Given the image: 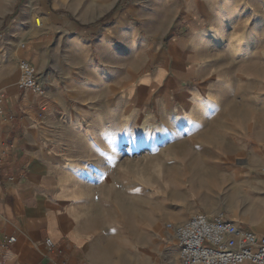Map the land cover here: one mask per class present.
<instances>
[{"label":"crops","instance_id":"obj_1","mask_svg":"<svg viewBox=\"0 0 264 264\" xmlns=\"http://www.w3.org/2000/svg\"><path fill=\"white\" fill-rule=\"evenodd\" d=\"M159 1L173 11L145 22L146 37L121 19L112 40L119 47L111 52L91 53L88 44L71 40L64 48L66 57L59 60L57 54L45 58L41 47L37 55L50 72L47 78L40 74L44 95L20 90L18 62L27 56L0 41V110L15 117L14 122L0 119V245L5 238L17 239L7 250L0 248V264H91L89 232L72 221L58 190V167L70 165L62 156L67 143L51 129L59 122L57 109L70 103L91 111L83 117L89 127L79 144L87 154L77 160L74 150L66 149L78 170H102L101 153L107 150L117 158L123 147L135 153L139 144L158 140L180 149L195 142L201 158L193 168L210 166L211 176L203 182L216 191L205 197L209 208H203L204 214L222 212L264 237V136L251 135L249 125L236 117L217 114L228 104L214 95L222 91L217 83L188 88L193 74L207 77L211 72L207 49L225 43L230 28L250 22V2L260 8L257 28L264 26V0ZM186 23L187 33L181 34ZM169 34L174 44L164 54L155 56L145 47ZM238 41L245 42L242 37ZM122 107L130 108V114L121 115ZM206 153L213 158L207 160ZM47 239L62 252L50 250Z\"/></svg>","mask_w":264,"mask_h":264},{"label":"rangeland","instance_id":"obj_2","mask_svg":"<svg viewBox=\"0 0 264 264\" xmlns=\"http://www.w3.org/2000/svg\"><path fill=\"white\" fill-rule=\"evenodd\" d=\"M174 1L177 5L189 2ZM160 3L159 0H0V41L6 48L24 52L27 56L24 59L35 64L39 73L46 77L49 68L47 71L37 55L41 47L45 58H54L57 54L62 60L66 57V43L78 40V46L88 44L91 53L103 55L119 47L112 40L116 35L113 27L121 19L126 18L141 31V36L146 37L143 34L145 22L155 21L174 9L170 4ZM250 4L253 5L250 22L243 27L230 28L225 43L207 49L209 59L206 62L211 72L207 77L193 74L188 88L217 83L222 91L214 95L223 97L228 103L217 114L236 117L249 125L251 135L264 136V42L258 43V38L264 40V26L257 28L260 8ZM186 29L187 23L181 34H186ZM240 37L244 43L238 41ZM22 44H26L25 50ZM173 44V36L169 34L145 47L154 50L157 56L167 52ZM158 62L155 59V64ZM214 68L216 70H212ZM155 92L153 88L151 93ZM57 110L59 122L51 130L57 133L58 141L67 143L62 156L70 165L67 168L62 163L58 167L59 196L68 215H72V221L82 231L89 232L91 264H180L172 228L192 215L206 213L203 208H209V204L204 202L205 197L211 193L216 196L215 189L203 182L205 176L207 179L211 176L210 166L201 165L203 171L193 168L194 161L201 158V150L196 148L195 142L190 141L185 145L187 148L180 149L169 147L171 144L167 145L166 139L158 140L151 146L139 144L135 153L123 147L117 158L111 156L113 150H107L101 153L105 158L102 170H78L66 149L74 150L73 157L77 160L87 154L79 144L89 127L83 117H88L91 111L73 103ZM133 110L141 114L140 110ZM129 111L130 108L122 107L120 113L129 115ZM205 158L213 157L206 153ZM112 164L115 166L109 168ZM136 196L152 205V212L146 217L152 215L150 218H154L150 225L143 221L138 223L137 228H146L142 232L145 237L142 243L128 242L117 229L120 222L113 220L117 217H110L108 209L111 201L133 200Z\"/></svg>","mask_w":264,"mask_h":264},{"label":"built area","instance_id":"obj_3","mask_svg":"<svg viewBox=\"0 0 264 264\" xmlns=\"http://www.w3.org/2000/svg\"><path fill=\"white\" fill-rule=\"evenodd\" d=\"M21 48L25 50L26 44ZM18 69L20 90L44 95L45 85L37 66L23 58L18 62ZM0 119L15 121L13 115H5L3 110H0ZM172 235L180 264H264V237L238 226L222 212L213 216L192 215L186 222L174 226ZM16 242L15 237L5 238L0 248L7 250ZM46 245L50 250L62 252L52 239H47Z\"/></svg>","mask_w":264,"mask_h":264},{"label":"bare ground","instance_id":"obj_4","mask_svg":"<svg viewBox=\"0 0 264 264\" xmlns=\"http://www.w3.org/2000/svg\"><path fill=\"white\" fill-rule=\"evenodd\" d=\"M38 22L39 21L36 20V24ZM111 202L113 204L112 203L108 204L109 206L112 205L111 208L108 207L109 214L110 217L116 216L117 218H114L113 220H115L118 223L120 222V225L117 229L121 231V233L126 237V240L128 242L135 240L138 243H142L145 238L142 232L146 228L141 227L140 224H139L140 228H137V226L139 221H143L148 225H150L151 220L154 218L152 219L150 218L153 217L152 215H150V217L148 218L146 216L150 214V212H152V205L145 198L138 196H136V198L133 200L119 199L118 201L114 200ZM118 244H121V242H118Z\"/></svg>","mask_w":264,"mask_h":264}]
</instances>
